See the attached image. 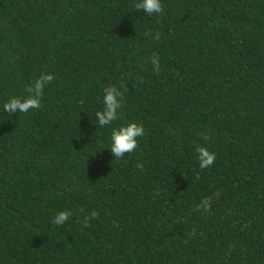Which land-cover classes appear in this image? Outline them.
<instances>
[{"label": "trees", "instance_id": "trees-1", "mask_svg": "<svg viewBox=\"0 0 264 264\" xmlns=\"http://www.w3.org/2000/svg\"><path fill=\"white\" fill-rule=\"evenodd\" d=\"M137 2L0 0V264H264V0ZM41 74L40 108L4 112ZM130 122L144 135L114 161Z\"/></svg>", "mask_w": 264, "mask_h": 264}, {"label": "clouds", "instance_id": "clouds-1", "mask_svg": "<svg viewBox=\"0 0 264 264\" xmlns=\"http://www.w3.org/2000/svg\"><path fill=\"white\" fill-rule=\"evenodd\" d=\"M137 10H142L149 16L153 14H161L164 11L161 0H140L135 4ZM145 36H152V32L145 33ZM159 40L160 33L157 32L153 37ZM153 70L156 72L160 71L159 57L154 53L151 59ZM55 77L52 74H41V76L35 80V82L26 88L28 93L27 97L20 98L13 96L4 103V112L8 114L12 113H27L31 109H37L41 106V99L44 95V88L47 84H51ZM123 87V86H122ZM126 90V89H125ZM122 92L115 86H109L104 89L103 104L104 108L102 111L95 113L97 125L101 128L110 125L113 121L119 118L118 110L121 108ZM144 135V127L142 124L136 122H130L126 126H121L117 129H113L111 132V147L110 152L115 157L114 161H118L126 154L134 152L139 144L138 138ZM204 140H209L210 136L201 134ZM198 154V163L200 169H207L211 167L216 159V154L210 152L207 147L199 146L196 147ZM138 168L143 169V164H138ZM199 174L197 173V176ZM202 207L205 211L210 210V200L205 199L202 201ZM201 206H197L199 211ZM72 216V212L68 210L58 212L52 219V224L57 226L64 225ZM99 213L92 211L90 215L85 216L81 221L83 227H89V222L98 218Z\"/></svg>", "mask_w": 264, "mask_h": 264}]
</instances>
